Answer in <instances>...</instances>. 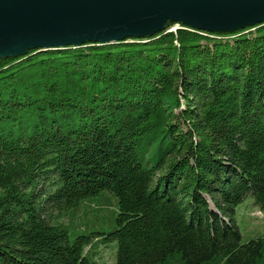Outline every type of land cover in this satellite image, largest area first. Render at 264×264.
Masks as SVG:
<instances>
[{
  "label": "trees",
  "instance_id": "1",
  "mask_svg": "<svg viewBox=\"0 0 264 264\" xmlns=\"http://www.w3.org/2000/svg\"><path fill=\"white\" fill-rule=\"evenodd\" d=\"M249 196L264 213V21L0 58V264H264Z\"/></svg>",
  "mask_w": 264,
  "mask_h": 264
},
{
  "label": "water",
  "instance_id": "2",
  "mask_svg": "<svg viewBox=\"0 0 264 264\" xmlns=\"http://www.w3.org/2000/svg\"><path fill=\"white\" fill-rule=\"evenodd\" d=\"M168 20L234 31L264 21V0H0V58L143 37Z\"/></svg>",
  "mask_w": 264,
  "mask_h": 264
},
{
  "label": "rangeland",
  "instance_id": "3",
  "mask_svg": "<svg viewBox=\"0 0 264 264\" xmlns=\"http://www.w3.org/2000/svg\"><path fill=\"white\" fill-rule=\"evenodd\" d=\"M175 27H172V28H175ZM112 208L113 207L111 206L110 209ZM87 210H88L87 216H83V213L84 211H86V208H82L81 210H79L78 215H79L80 220H82L83 217L89 218V219L92 218V215L89 212L90 206L87 208ZM236 219H237V223L239 225V228L242 234L243 243H246L250 241L251 239L257 238L261 236L262 234H264V213H262L255 207L252 196H249L244 201V203L241 204L236 209ZM100 223L106 226V228H108L109 226L108 220L105 221L104 219H102V222ZM99 251L101 252V256L97 255L96 257L97 264H114V261L116 262V244L107 245V246L101 244L99 246Z\"/></svg>",
  "mask_w": 264,
  "mask_h": 264
},
{
  "label": "bare ground",
  "instance_id": "4",
  "mask_svg": "<svg viewBox=\"0 0 264 264\" xmlns=\"http://www.w3.org/2000/svg\"><path fill=\"white\" fill-rule=\"evenodd\" d=\"M176 28V27H175ZM175 28H171V30H175Z\"/></svg>",
  "mask_w": 264,
  "mask_h": 264
}]
</instances>
